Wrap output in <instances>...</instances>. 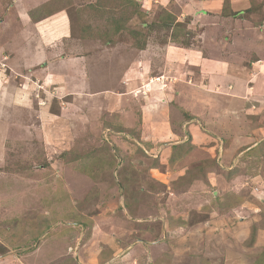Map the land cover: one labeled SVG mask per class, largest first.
<instances>
[{
    "label": "rangeland",
    "instance_id": "374dc122",
    "mask_svg": "<svg viewBox=\"0 0 264 264\" xmlns=\"http://www.w3.org/2000/svg\"><path fill=\"white\" fill-rule=\"evenodd\" d=\"M7 2L12 0H0V31L13 34L12 25L6 22ZM142 3L144 0H74L64 9L68 15L66 37L51 44L46 34L48 27L26 25V34H37L38 38L28 40L26 36L22 41L21 37L14 36L9 41L11 49L26 47L25 53L34 58L56 47L53 53L58 67L50 71L48 55L34 65L32 73L44 68L51 76L46 85L32 84L31 92L24 95L18 94L19 78L8 73L4 65L0 67L3 79L0 123L6 128L3 133L0 130V242L9 240L12 233L24 235L31 229L27 247L20 248L18 243H13L16 248L7 251L0 244V256L15 255L25 264H52L57 257L62 259L61 255L70 252L58 249L61 245L55 231L63 227L78 229L84 223L89 226L88 234L95 228L91 237L101 246L109 245L111 240L118 243V252L123 256L132 248L140 258H149L148 253H154L153 257L159 259L156 264H223L224 255L218 254L224 250H217L213 245L210 248L206 245L210 242L208 238L200 241V245L192 235L194 227L204 224L211 226L213 233L224 236L225 227L238 220L224 213L228 205L223 193L228 187L224 178H229L231 172L227 174L215 158L217 149L224 146L221 138H207L199 143L178 127L177 137L162 136L157 138L160 142L146 146L144 142L149 138L140 139L143 131V128L140 130L143 115L140 107L146 95H152L153 88H161L171 99L161 112L164 110L176 117V124L179 118L186 119L189 112H184L175 84L168 85L174 79L172 74L159 81L162 75L154 76L147 69L148 74L142 81L130 82V78L123 77L121 65L131 57L127 42L140 46L151 33L150 29L166 22L169 14L166 8L170 6L177 12L181 7L189 15L191 10L187 9L192 2L171 0L163 7L157 1L148 11L142 10ZM250 4L253 9H248L252 12L250 18L256 21L261 10L256 3ZM31 11L30 23L36 18ZM131 18L137 19L139 26L133 27ZM183 29L185 26L179 27L178 33L184 34ZM161 33L158 41L164 45L167 31ZM104 34L112 38L123 34L125 47L105 42L104 51L96 48L102 44L100 35ZM0 39V44L6 42ZM18 59L22 60L17 54L12 55V60ZM77 62L83 65L82 72L89 71L79 73L88 80L85 94L66 91L62 85V80L67 84L68 72ZM155 81L160 85L154 84ZM138 85L140 89H135ZM160 143L164 146H158ZM263 151L255 149L258 158ZM250 165L253 167L246 165L244 169L253 174L257 163L252 161ZM232 169L234 172L237 166ZM217 175L220 176L216 179ZM239 191L245 195L240 196ZM235 195L240 198L230 203L234 214L241 213L242 204L250 194L247 190H238ZM256 229L257 223H251L247 244L252 242ZM121 232L124 233L121 235ZM70 233L69 238L75 235ZM109 233L117 235L113 238ZM83 244L90 246L87 237ZM52 246L60 252H54ZM210 254H217L218 259L210 261ZM263 255L264 252L260 254ZM64 263L68 262L64 260Z\"/></svg>",
    "mask_w": 264,
    "mask_h": 264
},
{
    "label": "crops",
    "instance_id": "0c3cea01",
    "mask_svg": "<svg viewBox=\"0 0 264 264\" xmlns=\"http://www.w3.org/2000/svg\"><path fill=\"white\" fill-rule=\"evenodd\" d=\"M157 1L163 7L167 3H171V0H144L142 10L148 11ZM189 1L192 2L189 3L187 9L191 10L189 15L184 14L182 10L184 8L180 7L175 12L169 6L166 10L173 16V21L171 20L168 26L159 23L156 25L158 28L150 29L154 32L151 31L145 41L144 39L143 42L138 41V43L141 42L140 46L127 42L131 57L121 64L124 66L123 77L130 78V82L142 81L144 75L148 74L147 69L154 76L162 75L157 79L159 81L173 75L174 79L172 82L168 81V85L175 84L174 89L178 92L175 94L177 93L184 112H189V116L184 120L177 117L179 120L176 124L174 122L176 117H172L169 112L164 110L161 112V109L167 107V103L171 99L161 88H151L152 95L145 94V102L140 107L143 114L140 124V130L143 128V131L140 133V139L147 136L146 138L149 139L144 143L146 146H150L153 142H160L157 141L159 137L167 135L173 136L172 138L177 137L175 129L178 127L182 129L183 134L186 133L185 135L190 136L191 140H198L199 143L207 138L208 140L221 138L220 141L224 146L217 149L215 158L219 165L225 168L227 174L231 172L229 178L226 180L224 178L225 186H228L223 191L228 204L224 213L226 217L238 218V220L231 222L232 226L225 227L224 236L213 233V228L204 226V224L194 227L192 235L199 242H205L207 240L205 238H208L210 242H206L208 243L206 245L210 248L213 245L217 250H224L218 254L224 255L223 264H264V255L260 256L264 252V225H262L264 219V151L260 154V158L255 153V149H264V0ZM73 2L74 0H12V3L7 2L4 9L7 13L6 22L12 25L14 30L11 28L13 34H5L3 30L0 31L2 34L0 37L6 40L5 43L0 44V63H5L0 67L4 65L3 68H7L8 73L14 74L21 80V82L17 81V88L21 92L18 94L24 95L31 92L29 88L32 84L34 86L42 82L47 84L48 76H51L47 69L39 68L36 73H32L31 69L34 65L40 64L43 58L45 60L47 55L50 56L48 61L50 71L56 69L58 67L55 62L56 54L53 53L56 47L48 50L46 54L40 53V57L34 58L25 53L26 47H20L18 50L11 49L9 41L15 39L14 36L18 39L21 37L22 41L26 39V36L28 40L38 38L37 34L34 36L26 34L24 30L26 25L43 26L45 29L48 27L46 34L48 33L51 44L66 37L68 34L66 35L64 31L68 26L66 24L68 15L64 9L69 8ZM251 2L256 3L261 10L260 18L256 21L250 18L251 10L248 11V9H252ZM30 10L36 17L34 21L31 20L32 23L29 20ZM52 11L57 12L53 13ZM51 12L52 14H48ZM131 22L133 27L139 26L137 19L132 20L131 18ZM142 24L145 25V22L142 21ZM184 26V34L178 33L179 27ZM165 30L167 31L165 34L167 42L160 45L159 34ZM38 35L42 36L39 33ZM152 35L153 40L151 39ZM100 36L103 37L100 42L102 44L96 47L100 50L106 49L103 46L107 45V42L115 43V45L118 43V46L125 47L122 44L123 34L113 38L111 35L105 34ZM117 37L118 40H116ZM6 43H8L7 46ZM8 51L11 53L9 56H7ZM13 54H17L18 58L21 57L22 60L18 59L15 62L12 60ZM32 59L34 60L32 61ZM82 67L80 62L72 65V70L68 72L67 84L65 85L62 80L66 91L85 94L87 90L85 87H88L85 84L88 80L81 76L82 74L79 75L82 72ZM85 72L89 71L83 69L82 73ZM1 77L0 82L3 80ZM64 81L66 80L64 79ZM154 84L160 85L159 82ZM139 86H136L135 89H140ZM207 94L212 96L207 97ZM33 100L35 99L33 98ZM180 114L182 115V112ZM143 116L145 117L143 118ZM167 120L169 123H164ZM194 120L199 123H194ZM5 129L0 123L2 133L5 132ZM219 131H223V134ZM183 134L178 135V138ZM216 142L218 144V141ZM161 145L164 146V143L158 144V146ZM193 149H197V146ZM252 161L257 163V170L253 174L244 169L246 165L253 167L250 165ZM234 166H237V170L232 172ZM219 176L217 175L215 178L217 179ZM209 182L211 183V181ZM217 184L220 183L217 182ZM238 190H247L250 195L248 200L243 202L241 213L237 211L234 214L233 205L230 203L245 195L239 191L240 196H234ZM213 213L211 211V214ZM253 222L257 223V229L252 242L247 244L246 241L251 233L250 226ZM29 227L31 226L29 225ZM88 228L89 226L83 223L78 229L63 227L57 233L55 231L58 237L57 241L61 245L58 249L64 248L70 252L66 253L67 255H61L62 259L57 257L52 264H65L64 260L68 262L67 264H156L155 262L159 260L157 257H153L154 253H148L149 258H140V256H136L135 249L132 248L128 249L123 256L118 252V243L111 240L112 243L109 242V245L105 243L101 246L95 237H91L92 234H95V228L90 234L87 232ZM70 232L75 233L71 238L68 236L71 234ZM30 233L31 229L24 235L21 233L17 236L12 233L9 240H3L0 244L6 246L7 251L16 248V245L24 248L31 242ZM101 233L103 239L104 231ZM120 234L118 233V235ZM112 235L111 237L115 238L117 233ZM84 237L88 238L92 247L83 244ZM13 243L18 244L12 245ZM52 249L54 252L58 251L56 247L52 246ZM13 256L15 255L8 257L6 253L1 255L0 264H25L21 257ZM217 259V254H210V261L215 262Z\"/></svg>",
    "mask_w": 264,
    "mask_h": 264
},
{
    "label": "trees",
    "instance_id": "16d2710c",
    "mask_svg": "<svg viewBox=\"0 0 264 264\" xmlns=\"http://www.w3.org/2000/svg\"><path fill=\"white\" fill-rule=\"evenodd\" d=\"M166 16H168L167 18H166V22L165 21H163L162 22V24H164V25H166V26H168L170 23H171V15H166ZM172 21H173V19H172ZM255 232H253V238H254V234Z\"/></svg>",
    "mask_w": 264,
    "mask_h": 264
}]
</instances>
